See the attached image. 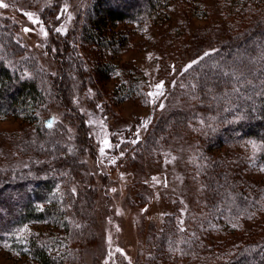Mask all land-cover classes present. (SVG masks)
<instances>
[{"label": "rangeland", "instance_id": "374dc122", "mask_svg": "<svg viewBox=\"0 0 264 264\" xmlns=\"http://www.w3.org/2000/svg\"><path fill=\"white\" fill-rule=\"evenodd\" d=\"M97 1L0 0L7 5L0 7V22L8 25L7 31L20 47L12 59L31 56L35 59H29L34 68L49 72L44 77L42 71L41 74L38 69H32L26 74L31 81L44 88L48 77L57 71L46 48L48 39L44 33L57 38V56L66 58L59 47L66 44L80 59L85 89L82 90L79 76L74 73L67 91L66 73L59 84L64 99L60 102L44 89L46 104L40 113L50 111L60 115L63 125L56 126L51 133L80 144L74 146L70 158L83 156L86 162L81 182L103 189L99 195L101 214L96 215L97 233L95 228L93 235L98 241L82 240L86 245L78 238L69 237V240H74L76 249H88L84 264H125L124 260L134 264L137 257L141 260L149 254L151 264H196L189 261L194 255L190 248L176 246L171 252H158L148 248L145 241L170 227L173 218V224L177 223L176 234L190 235V247L196 250L202 247V254L206 249L234 245L244 230L253 226L246 221L251 214L264 217V165L258 162L261 144L243 138L226 146L210 145L205 123L197 115L194 120L178 123L175 132L171 125L152 149L142 145L158 119L173 110L188 111L192 102H196V95H192L193 67L189 65L205 40H213L222 33L234 35L251 18L264 16V0H166L159 15L143 18L141 22L109 24L102 21V8ZM60 5L63 9L58 18ZM25 28L29 29L27 33ZM1 32L4 37L5 32ZM61 51L65 50L61 48ZM160 84L163 86L158 89L156 86ZM67 97L69 103L65 102ZM77 113H83L96 140L97 166L84 142L79 137L72 139L79 129ZM22 118L0 116V177L20 175L25 170L18 167L29 166L28 159L20 153L25 149L27 136L38 132L36 121L27 123ZM207 163L214 172H226L229 183L236 186L239 198L235 195L230 198L232 212L228 215L223 209L213 207L208 196L212 194L210 184L205 187L199 180L202 170L197 167ZM96 168L100 173L97 174ZM75 179L78 181L79 176ZM63 180L70 181L66 172ZM61 189L60 186V194ZM217 212L216 224L208 225L211 214ZM79 228L82 226L75 225L76 230ZM43 230L52 253H65L68 244L64 238L68 235L61 234L62 228L44 224L26 227L31 234ZM223 230L225 233L219 235ZM0 264L35 263L16 253L13 247L0 244Z\"/></svg>", "mask_w": 264, "mask_h": 264}, {"label": "trees", "instance_id": "16d2710c", "mask_svg": "<svg viewBox=\"0 0 264 264\" xmlns=\"http://www.w3.org/2000/svg\"><path fill=\"white\" fill-rule=\"evenodd\" d=\"M77 1L80 2V0ZM115 1L116 3H111V0L97 1V5L102 8L101 16L105 24L125 21L141 22L143 18L159 15L166 2V0ZM61 5L57 7L58 12L60 11L56 14L59 15L58 18L62 14L63 6ZM38 21L40 22L41 19ZM7 28L8 25L1 21L0 116L23 117L22 119H25L27 123L36 121L38 134L27 136L25 149L20 153L22 157L28 159L29 166L18 167L25 172L18 175L16 174L18 171H12L11 173L16 174L14 177H0V244L13 247L16 253L35 264H84V254L88 249H76L74 240H69V237L78 238L80 242L85 240L87 243L98 241L96 235H93L95 228L97 233L96 215L101 214L98 212L99 207L102 206L99 195L103 189L98 190V187H89L81 182L82 168L85 167L86 162L83 156L70 158L74 146L80 144L65 141L63 136L59 137L51 133L56 126L63 125L60 115L50 111L40 115L46 104L45 90L52 92L60 102L64 99L59 84L66 73L67 91L72 86L71 84L69 86V82L71 83V74L74 73L79 76L78 81L82 90L85 89L80 59L74 49L69 47L67 49L66 44V48L63 44H59L60 53L66 58L57 56L55 51V47L58 46L57 38L47 33L46 48L57 65V71L47 76L48 82L45 81L44 88H41L26 75L31 73L32 69H36L29 60L34 58L28 56L30 58L12 59L20 47ZM1 30L5 32L4 37L1 35L3 33ZM61 48L65 51L62 52ZM197 54L198 56L194 58L190 66L194 71L191 70V79L194 82L192 95H196V102H192L193 105L191 104L192 107L188 111L173 110L158 119L148 132L142 146L148 150L152 149L158 138L169 130L171 125L172 131L175 132L178 123H186L185 121L194 120L197 115H200L198 119L205 123L206 138L210 145L226 146L243 138L253 139L261 144L262 150L258 162L264 165V16L257 15L251 18L249 23L236 30L234 35L222 33L213 40L206 39ZM37 69L44 73V77L45 74H49L41 67ZM68 101L69 97L65 102L69 103ZM68 109L70 110L69 106ZM72 109L73 112H78ZM78 113L76 115H78L79 129L76 131V138L72 137V139L76 140L79 137L81 142H84L88 151L93 154L92 160L97 166L96 140L88 128L83 113ZM163 128H166L165 131ZM48 134H50L49 137ZM56 162L58 164L53 166ZM197 169L202 170L199 173V180L203 185L206 187L210 184L212 194L208 196L213 207L223 209L224 214L228 215L232 212V202L228 204L231 201L230 198L234 195L237 197L236 186L229 183L230 178L226 172L220 173V170L214 172L209 163L203 167L199 165ZM99 171L96 168L97 174L100 173ZM30 172L32 175H29ZM64 172L67 179H70L68 183L63 180ZM77 176H79L78 181L75 179ZM220 177L222 180L219 181ZM216 178L217 181L214 180ZM60 186L63 189L61 194L58 190ZM218 212L211 214L208 225L216 224L215 221L219 219ZM237 218H239L238 215ZM228 219L230 217H227ZM173 220L171 218L169 221L170 227L146 239L148 248L158 252L161 250L171 252L176 249V246L185 250L190 248L194 255L189 261L196 264H264V217L262 216L251 214L246 221L253 226L248 230L246 228L242 237L231 247H220L217 242L218 250L206 249L203 254L202 247H198L197 250L196 247H190L192 243L190 235L176 234L177 223L174 221L173 224ZM30 224L62 228L61 234L68 235L64 238L65 243L68 244L66 252L54 255L46 242L45 231L31 234L26 231V227ZM75 225H80L82 228L76 230ZM223 227H226V223ZM222 233H225V230L219 235ZM223 246H226V243ZM124 261L126 262L123 263L128 264L127 260ZM134 264H151L150 254L141 260L137 257Z\"/></svg>", "mask_w": 264, "mask_h": 264}, {"label": "snow or ice", "instance_id": "6c2138e0", "mask_svg": "<svg viewBox=\"0 0 264 264\" xmlns=\"http://www.w3.org/2000/svg\"><path fill=\"white\" fill-rule=\"evenodd\" d=\"M0 7H7V5L6 4H4V3H2V2H0ZM28 16H29V19H32V14H27ZM32 22L33 23H38V21L37 20H32ZM41 30H43L42 28H41ZM24 31L27 33L28 31H29V29L28 28H25L24 29ZM57 31H59V29H57ZM44 35H47V33H44ZM205 55H208V53H205ZM193 63H195V62H193ZM191 65H189V67H190ZM162 84H160V85H157L156 87L159 89V88H162ZM160 94H162V93H160ZM153 94L152 93H149V96H152ZM49 127H51V125H49ZM101 151L103 152L104 151V149L102 148L101 149Z\"/></svg>", "mask_w": 264, "mask_h": 264}]
</instances>
